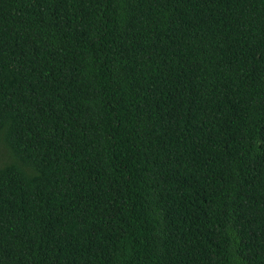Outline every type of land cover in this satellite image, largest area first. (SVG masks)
Here are the masks:
<instances>
[{"label":"trees","instance_id":"1","mask_svg":"<svg viewBox=\"0 0 264 264\" xmlns=\"http://www.w3.org/2000/svg\"><path fill=\"white\" fill-rule=\"evenodd\" d=\"M0 264H264V0H0Z\"/></svg>","mask_w":264,"mask_h":264}]
</instances>
